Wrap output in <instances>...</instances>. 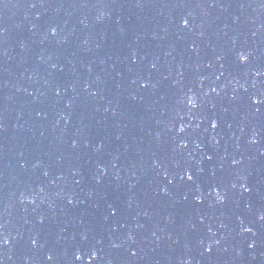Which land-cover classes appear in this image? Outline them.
I'll return each instance as SVG.
<instances>
[{"label": "water", "instance_id": "1", "mask_svg": "<svg viewBox=\"0 0 264 264\" xmlns=\"http://www.w3.org/2000/svg\"><path fill=\"white\" fill-rule=\"evenodd\" d=\"M260 96L264 0H0V264H264Z\"/></svg>", "mask_w": 264, "mask_h": 264}, {"label": "snow or ice", "instance_id": "2", "mask_svg": "<svg viewBox=\"0 0 264 264\" xmlns=\"http://www.w3.org/2000/svg\"><path fill=\"white\" fill-rule=\"evenodd\" d=\"M188 25H189V21H188L187 19H185V20H184V26H185V27H188ZM52 34H53V35L56 34V29H55V28L52 29ZM241 60H242L243 62H247V61H248V57L245 56L243 53H241ZM144 86L147 87L146 84H145ZM188 103H189L190 105L196 106V105H195V102H194V98H193L192 96L188 98ZM254 103L257 104V105H262V104H264V96H260V98H259V99H256V100L254 101ZM257 110H259V109H257ZM211 127H212V128H216V127H217L216 123H215V122H212V123H211ZM184 131H185V128H184L183 126H181V127H180V132H184ZM182 146H185V147H186V144H184V145H182ZM209 159H211V157H209ZM234 163H238V161H234ZM185 175L187 176V180H188V181H192V180H193V176H192V174H191L190 172L185 173ZM184 178H185V176L183 175V176L181 177V179H184ZM245 191H250V189L245 188ZM163 192H164L165 194H167V193H168V188L165 187V188L163 189ZM187 199H188V197H187V196H184V200H187ZM196 199H197V198H196ZM223 199H224V197L221 196L219 192H217V200H218V201H223ZM198 202H199V203H202V201H198ZM69 203H72V201L70 200ZM110 211H111V214H112V215H115V214H116V211H115V210H110ZM262 218H264V217H262ZM41 222H42V221H41ZM247 231H251V229L249 228V229H247ZM85 239H87V237H85ZM3 242H4V243H8L7 239H5ZM33 243L35 244L36 241H33ZM208 250L211 251V248H209ZM132 254L135 255L134 252H133ZM91 255H92V258H96V257H97V253H96L95 251L92 252ZM47 259H48L49 261H52V260H53V256H52V255H49V256L47 257ZM76 259H77V260H82L83 257H82L81 255H77V256H76Z\"/></svg>", "mask_w": 264, "mask_h": 264}]
</instances>
